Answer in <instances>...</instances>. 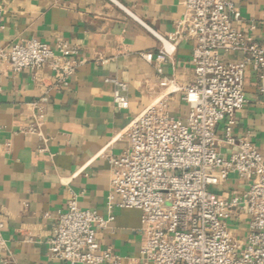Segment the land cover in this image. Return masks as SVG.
I'll use <instances>...</instances> for the list:
<instances>
[{
    "label": "crops",
    "instance_id": "1",
    "mask_svg": "<svg viewBox=\"0 0 264 264\" xmlns=\"http://www.w3.org/2000/svg\"><path fill=\"white\" fill-rule=\"evenodd\" d=\"M228 1L240 15L234 27L264 42V0ZM0 2L4 25L0 49L30 38L48 45L65 41L76 47L82 61L65 88L52 86L48 69L38 73L37 80L28 69L0 78V218L8 251L0 254V262L9 258L13 264H67L48 256L57 215L74 198L80 209L108 217V160L126 149L123 132L129 121L161 99H166L170 115L182 120L187 115L181 91L193 82V42L183 38L164 61L156 59L161 48L157 37L167 40L182 18L180 0ZM146 54L153 55L151 62L142 58ZM244 59L241 52L222 54L223 61ZM107 79L126 85L127 110L115 107L114 88ZM243 93L246 103L235 112L233 133L254 144L264 157V95L249 67ZM33 103L43 108L45 145L21 131L33 122ZM222 133L220 123L216 129L220 141ZM235 150L222 142L216 148L223 157ZM246 187L232 175L211 190L228 197L242 194ZM113 215L114 221L98 230L96 239L102 248H111L121 264H129L139 258L140 212L114 209ZM234 224L230 221L229 227L240 238L243 229Z\"/></svg>",
    "mask_w": 264,
    "mask_h": 264
},
{
    "label": "built area",
    "instance_id": "2",
    "mask_svg": "<svg viewBox=\"0 0 264 264\" xmlns=\"http://www.w3.org/2000/svg\"><path fill=\"white\" fill-rule=\"evenodd\" d=\"M180 3L184 13L174 33L167 40L156 36L161 43L156 59L164 61L183 38L193 42V82L181 91L188 108L185 119L170 115L166 99H161L129 121L123 132L126 149L108 160V217L82 210L71 199L57 215L48 239L51 259L67 264H121L111 248L99 245L96 232L114 221V209H134L140 212L142 242L139 258L129 264H264V157L254 144L233 133L235 112L246 103L247 67L264 95V42L234 27L240 15L228 0ZM2 12L0 2V35ZM230 52H241L245 59L223 61L222 54ZM77 54L76 47L65 41L48 45L35 38L20 40L0 49V78L28 69L37 80L38 73L48 69L52 86L65 88L82 64ZM142 58L151 62L153 55ZM106 82L113 85L115 107L127 110L126 85L115 79ZM32 106L33 122L21 131L45 145L43 108L38 103ZM220 123L221 141L216 136ZM219 142L236 150L220 156ZM4 146L9 151L10 143ZM232 175L247 184L245 191L214 196L211 189ZM230 221L244 228L240 238L232 234ZM3 227L0 218V254H7ZM0 264L13 263L7 258Z\"/></svg>",
    "mask_w": 264,
    "mask_h": 264
},
{
    "label": "rangeland",
    "instance_id": "3",
    "mask_svg": "<svg viewBox=\"0 0 264 264\" xmlns=\"http://www.w3.org/2000/svg\"><path fill=\"white\" fill-rule=\"evenodd\" d=\"M211 192H212V194L215 196V193H214L212 190H211ZM234 225H236L235 227H237V228H239V229H244V228H242V227L240 228L237 224H234ZM242 225H244V224H242ZM242 225H241V226H242Z\"/></svg>",
    "mask_w": 264,
    "mask_h": 264
}]
</instances>
